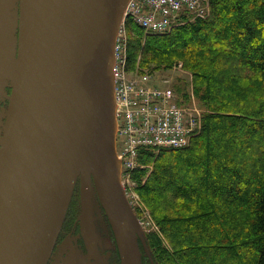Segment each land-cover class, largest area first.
<instances>
[{
	"label": "water",
	"instance_id": "water-1",
	"mask_svg": "<svg viewBox=\"0 0 264 264\" xmlns=\"http://www.w3.org/2000/svg\"><path fill=\"white\" fill-rule=\"evenodd\" d=\"M127 1L0 8V264L48 263L77 184L86 240L96 241V195L120 263L142 264L140 242L147 248L115 155L111 69ZM61 264L92 263L71 251Z\"/></svg>",
	"mask_w": 264,
	"mask_h": 264
},
{
	"label": "trees",
	"instance_id": "trees-1",
	"mask_svg": "<svg viewBox=\"0 0 264 264\" xmlns=\"http://www.w3.org/2000/svg\"><path fill=\"white\" fill-rule=\"evenodd\" d=\"M209 1L208 19L143 45V32L128 22V69L138 57L156 69L181 61L195 97L210 109L186 148L142 152L139 162L152 170L143 182L145 169L131 178L170 241V251L158 248L156 264H264V0ZM228 136L242 142L238 149L211 150Z\"/></svg>",
	"mask_w": 264,
	"mask_h": 264
},
{
	"label": "built area",
	"instance_id": "built-area-1",
	"mask_svg": "<svg viewBox=\"0 0 264 264\" xmlns=\"http://www.w3.org/2000/svg\"><path fill=\"white\" fill-rule=\"evenodd\" d=\"M209 0H128L124 19L131 18L148 32L165 33L183 12L206 14ZM126 35L119 29L112 68L116 105L118 159L125 170L135 167L140 149L183 148L199 128V121L174 103L170 88L152 84L151 77L128 75Z\"/></svg>",
	"mask_w": 264,
	"mask_h": 264
},
{
	"label": "rangeland",
	"instance_id": "rangeland-1",
	"mask_svg": "<svg viewBox=\"0 0 264 264\" xmlns=\"http://www.w3.org/2000/svg\"><path fill=\"white\" fill-rule=\"evenodd\" d=\"M249 5H250V3H249ZM206 12H207V14L202 18H194V15L191 13H187L186 15H183L182 17L179 18L178 22L174 25V27L171 30H173L174 28L179 27V26H181L187 22L191 23L195 20H206V19H208L210 16V1L206 5ZM223 13L227 14V13H231V11H230V9L224 10ZM245 15H247V14L243 13L240 16H245ZM133 25L136 26L139 30H141L143 32L142 33V40H141V43L143 45L146 38H148L152 35H146L145 32L142 29H140L137 25H135V24H133ZM128 26H129V24H128ZM235 34L239 35V33H237V32H235ZM133 35H134V33L132 31L131 36H133ZM129 36H130V33H129ZM162 36H164V35H162ZM241 47L246 48L247 50L250 48V47L247 48V46L245 44H242ZM239 49H240V46H239ZM238 58H239V55H237V53H234L230 56V59L235 61L236 64L239 63ZM182 65L183 64L181 61H175L172 64L162 66L161 68H158V69H156L154 66L143 67L140 65V57H138L136 64H135L134 68H132V70L137 71V69L139 68L141 70L139 72H142V70L143 71L146 70V71H149L155 77H165L166 80L168 81V84L170 85V87L174 90V92L177 94V96L180 99H182V101H183L182 106L184 108H186L191 113L196 112L197 118L202 123L205 119V116L210 113V111H209L210 109L208 107H206L205 105H204L205 106L204 107L200 103V101L198 100L199 98L197 96L195 97L193 84H192V74L190 71H188L184 67H182ZM216 80H217L216 82H220L221 79L218 78ZM215 92H217V89L215 90ZM193 96L195 97L196 100L194 98H192ZM226 140H227V143L224 144V147L215 146L211 150L218 152V153H222V151L227 150V149H231V147L238 149L239 146H237V145L242 144V142H237L231 136H228V138ZM244 154H245L244 152H241V151L238 152L239 156H241V155L244 156ZM158 155H155V156H158ZM143 166L145 167V177H143L141 179V182H143L149 176L150 171L152 170L153 163H148V164H146V166L145 165H143ZM181 175L189 177L188 170L186 168L181 167ZM128 180H129L130 184L128 183ZM119 183H120V187L123 191V194L125 196V199H126L127 203L129 204L130 210L132 211L133 216H134L138 226L140 227V229L142 231L143 239H144V242H145V245L147 248V252H145L143 250V246L140 242L143 264H156V262L154 261V258H155L154 255L157 253L158 248H164V249L170 251V246H169L170 241L168 238L164 237V235L160 229V226L156 223L155 219L152 217L149 207L146 205V203L140 197V195L138 193L136 179L131 178V177H130V179H127L126 176L121 175V177H119ZM75 198H77V200H79L78 188L75 190V194H74L73 199H75ZM102 211H103V209L101 208V205L98 201L97 196L93 195L92 196V215H93V217L96 218L97 221H98V219H100V220L104 219L103 221L106 222V226L104 228L108 229V227H110V230L112 231L111 226L108 222V219H107L104 211L103 212ZM107 225H108V227H107ZM101 226H102L101 223L98 222V227H101ZM112 235H113L116 247L118 248L114 234H112ZM118 252H119V250H118ZM119 260H120V255H119Z\"/></svg>",
	"mask_w": 264,
	"mask_h": 264
},
{
	"label": "flooded vegetation",
	"instance_id": "flooded-vegetation-1",
	"mask_svg": "<svg viewBox=\"0 0 264 264\" xmlns=\"http://www.w3.org/2000/svg\"><path fill=\"white\" fill-rule=\"evenodd\" d=\"M7 5L12 9V5H17V0H12L6 4L3 0H0V8L7 7ZM10 90L8 87L5 88L7 95ZM7 104L6 99L0 100V110L5 109ZM76 186L78 187V184ZM74 194L47 264H61L63 259L67 257V253L71 251L79 253L84 258H89V263L92 264H120L119 252L114 242L113 233L108 225V229L104 228L106 226L104 219H98L97 221L92 215V225L96 233L94 244L88 242L84 237L83 224L81 223L80 195L79 200H77V198L73 199ZM98 222L101 223V227H98Z\"/></svg>",
	"mask_w": 264,
	"mask_h": 264
}]
</instances>
